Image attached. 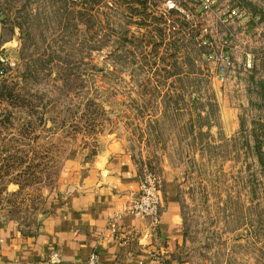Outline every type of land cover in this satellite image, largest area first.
Returning a JSON list of instances; mask_svg holds the SVG:
<instances>
[{
    "label": "rangeland",
    "instance_id": "374dc122",
    "mask_svg": "<svg viewBox=\"0 0 264 264\" xmlns=\"http://www.w3.org/2000/svg\"><path fill=\"white\" fill-rule=\"evenodd\" d=\"M163 4L0 0V218L36 222L71 151L117 141L149 172L177 164L186 264H264V94L250 81L226 136L205 25Z\"/></svg>",
    "mask_w": 264,
    "mask_h": 264
},
{
    "label": "crops",
    "instance_id": "0c3cea01",
    "mask_svg": "<svg viewBox=\"0 0 264 264\" xmlns=\"http://www.w3.org/2000/svg\"><path fill=\"white\" fill-rule=\"evenodd\" d=\"M203 3L164 0L163 6L176 7L179 25L203 24L209 39L228 42L235 69L220 93L221 130L232 137L241 130L242 106L253 100L250 81L264 94V0H218L206 13ZM232 10L242 17L226 22ZM1 29L0 24V35ZM248 55L254 57L250 70L245 67ZM145 166L122 142L73 149L36 222L24 225L0 218V264H45L54 253L60 255V264H88L92 255L100 264H186L179 173L165 153L157 165L162 182L158 220L131 213Z\"/></svg>",
    "mask_w": 264,
    "mask_h": 264
},
{
    "label": "built area",
    "instance_id": "2783aa9c",
    "mask_svg": "<svg viewBox=\"0 0 264 264\" xmlns=\"http://www.w3.org/2000/svg\"><path fill=\"white\" fill-rule=\"evenodd\" d=\"M218 0H204L203 12L206 13L211 10L212 5ZM174 6L171 5L170 9ZM226 22L242 17V13L237 10H232L227 13ZM197 43L200 48L205 49V57L208 61L214 63L217 67L218 78L225 82L229 74L234 71L235 64L231 54L228 52V42L216 41L207 37V32L204 29L203 33L197 38ZM254 57L248 55L246 62V69L250 70L254 66ZM14 68L15 63L9 62V58L0 53V79L5 77L8 68ZM162 208V182L160 177L155 173L144 171L140 181V191L138 196L134 199V204L131 213L143 218H150L156 222ZM61 257L58 253L52 254L45 264H60ZM88 264H100L96 255L89 258Z\"/></svg>",
    "mask_w": 264,
    "mask_h": 264
},
{
    "label": "trees",
    "instance_id": "16d2710c",
    "mask_svg": "<svg viewBox=\"0 0 264 264\" xmlns=\"http://www.w3.org/2000/svg\"><path fill=\"white\" fill-rule=\"evenodd\" d=\"M2 97H3V96H2ZM8 97H10V98H11V93H9V94L7 95V98H8ZM0 100H1V99H0Z\"/></svg>",
    "mask_w": 264,
    "mask_h": 264
}]
</instances>
